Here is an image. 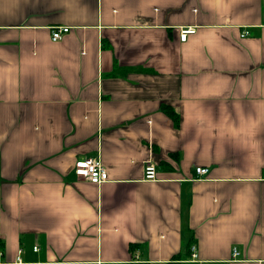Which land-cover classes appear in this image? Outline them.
<instances>
[{
  "label": "crops",
  "instance_id": "crops-1",
  "mask_svg": "<svg viewBox=\"0 0 264 264\" xmlns=\"http://www.w3.org/2000/svg\"><path fill=\"white\" fill-rule=\"evenodd\" d=\"M0 264H264V0H0Z\"/></svg>",
  "mask_w": 264,
  "mask_h": 264
},
{
  "label": "built area",
  "instance_id": "built-area-1",
  "mask_svg": "<svg viewBox=\"0 0 264 264\" xmlns=\"http://www.w3.org/2000/svg\"><path fill=\"white\" fill-rule=\"evenodd\" d=\"M194 27H184L180 30V38L182 41H186L188 36L194 33L196 30ZM71 31V26L68 25H56L51 28V38L53 41H59L64 38V36ZM246 31L243 35L247 34ZM145 179L154 180L157 179V167L156 164L152 161H148L144 168ZM196 171L199 174H205L208 172V168L206 167H197ZM74 172L75 174L88 180L94 184H101L109 179L108 171L103 164L101 158L99 156H81L79 157L74 164ZM192 255L193 257L197 256L195 252L196 246L192 245ZM35 249H38L35 246ZM239 252L236 250L235 255Z\"/></svg>",
  "mask_w": 264,
  "mask_h": 264
}]
</instances>
